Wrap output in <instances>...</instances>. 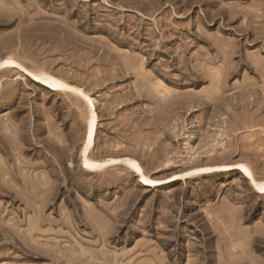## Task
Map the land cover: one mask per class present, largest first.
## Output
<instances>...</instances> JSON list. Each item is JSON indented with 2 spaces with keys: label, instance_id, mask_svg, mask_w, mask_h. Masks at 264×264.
<instances>
[{
  "label": "rangeland",
  "instance_id": "rangeland-1",
  "mask_svg": "<svg viewBox=\"0 0 264 264\" xmlns=\"http://www.w3.org/2000/svg\"><path fill=\"white\" fill-rule=\"evenodd\" d=\"M240 165L264 182V0H0V264H264Z\"/></svg>",
  "mask_w": 264,
  "mask_h": 264
},
{
  "label": "bare ground",
  "instance_id": "bare-ground-1",
  "mask_svg": "<svg viewBox=\"0 0 264 264\" xmlns=\"http://www.w3.org/2000/svg\"><path fill=\"white\" fill-rule=\"evenodd\" d=\"M3 65L5 66H19V63L16 62L13 58L6 57L4 61L2 62ZM38 79H41L45 81V83L55 91V93H67V94H72L74 96H77V94H80L81 96H84V98H88L87 95H85L81 90L70 86L68 83L63 81L60 78L55 77L54 75L40 71V70H35L33 72ZM211 88V87H210ZM78 97V96H77ZM80 97V96H79ZM90 103V101H89ZM91 104V103H90ZM92 114V113H91ZM90 116H87L86 119V128H85V134H84V142L83 146L81 149V168L83 171L86 173H98L103 171L104 169L110 167L115 161L113 160H107L106 162H96L92 158H90L89 153L90 151L94 148V137H95V127H94V117L93 114ZM130 169L135 170L137 173L141 174V179L143 182L145 180L150 181L149 184H155V185H160L165 183V181L161 180H149L142 175V170L138 166L136 162H131L127 165ZM240 169L250 178L251 182L253 183L254 187L258 190L259 193L264 194V191H261V189H264V182H261L260 184L257 183L250 174V172L244 168L243 166H239ZM229 167L227 166H221V167H210V168H202V169H197L193 172V174H201L204 172H213L214 170L217 169H228Z\"/></svg>",
  "mask_w": 264,
  "mask_h": 264
},
{
  "label": "snow or ice",
  "instance_id": "snow-or-ice-1",
  "mask_svg": "<svg viewBox=\"0 0 264 264\" xmlns=\"http://www.w3.org/2000/svg\"><path fill=\"white\" fill-rule=\"evenodd\" d=\"M145 183H150V181H148V180H145ZM261 191H264V189H261Z\"/></svg>",
  "mask_w": 264,
  "mask_h": 264
}]
</instances>
